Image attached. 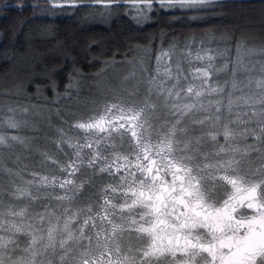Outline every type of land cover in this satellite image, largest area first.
<instances>
[{"label": "snow or ice", "instance_id": "obj_1", "mask_svg": "<svg viewBox=\"0 0 264 264\" xmlns=\"http://www.w3.org/2000/svg\"><path fill=\"white\" fill-rule=\"evenodd\" d=\"M25 7L22 2L4 4L7 11ZM30 7L33 16L85 8L101 19L119 15L123 8L137 25L148 24L153 15L171 17L173 24L186 20L188 30L195 26L205 34L199 40L194 34L184 37L183 48L191 55L198 46L195 58L208 67L195 69L200 83L189 84L185 92L179 63L173 74L163 62L180 49L181 41L168 40V52L158 51L153 74L155 38H150L148 46L130 48L135 55L129 76L136 86L98 89L86 114L80 115L70 107H53L61 98L55 68L46 86L54 93L52 100L35 78L16 79L0 88V264H264V60L258 62L260 78L248 76L247 93L237 79L238 73L255 69L244 58L264 57V45L249 47L243 36L208 31L211 14L224 7L221 0H33ZM233 43L231 89L225 92L209 78L212 70H228V62L223 69L213 62L216 56H227ZM114 64L113 58L106 67ZM72 73L65 96L84 78L79 68ZM168 80L175 82L169 85ZM32 87L34 92L29 91ZM238 89L242 94L237 105H248L249 111L244 119L237 114L238 126L233 127L230 117ZM225 99L228 116L222 111ZM157 108L173 119L153 123ZM53 112L66 116L77 130L70 137L63 128L56 129L57 148L62 151L67 143L72 155L61 160L41 152L43 171L33 169L25 178L23 169L7 162L12 156L19 161L20 150L32 147L33 138L24 134L37 127L31 117L51 124ZM248 137L255 143L241 146ZM252 152L259 154V166ZM48 161L55 167H46ZM105 172L114 182L97 184ZM85 182L97 191L82 204L79 194Z\"/></svg>", "mask_w": 264, "mask_h": 264}, {"label": "trees", "instance_id": "obj_2", "mask_svg": "<svg viewBox=\"0 0 264 264\" xmlns=\"http://www.w3.org/2000/svg\"><path fill=\"white\" fill-rule=\"evenodd\" d=\"M6 2L8 4L22 2L29 7H25L22 11H7L4 9ZM32 3L33 0H0V88L9 86L16 79L35 78L45 86V94L49 100H52L54 93L46 86L50 83L47 76L55 68L57 71L53 79L56 81L61 98L53 107H70L76 115L86 114L90 99L98 94L93 86L83 88L81 85L89 83L97 73L104 70L106 62H111L113 58L116 62L134 57L135 54L130 48H135L137 45L148 46L151 42L150 38H155V47L151 52L154 60L156 56L154 54L158 50L169 49L168 40L173 38L180 40L179 50H183L184 37L194 34L199 40L205 34L195 26L188 30L189 25L186 20L181 22L178 19L173 24L171 17L159 15H153L152 21L148 24L137 25L130 16L124 15L123 8L119 15L113 14L107 19H101L99 15L93 18L85 8L57 9L52 16H33L30 7ZM221 3L224 7L211 14L209 32L214 31L217 35L229 32L235 33L237 37L243 36L249 47L259 48L264 45V0H221ZM162 34L165 38L163 45H161ZM196 47L198 46H194L192 51ZM211 47L215 49L217 45L212 44ZM232 51H235L234 43L231 47ZM117 52L120 55L113 57V53ZM191 61V68L195 71L199 62L194 59ZM202 64L208 67L206 61ZM74 67L81 70L84 78L80 80L78 86H74L76 90H73L74 87L68 89L69 95L65 96L69 75H75L72 73ZM154 68L153 66V74H155ZM29 91L34 92L35 88L32 87ZM73 97L82 98L79 101L81 105L72 106L70 100ZM85 97L87 99H84ZM50 120L51 124L48 119L42 118L41 122L37 120L40 126L38 131H33L31 128L25 130L24 134L33 138L32 147L20 150L19 161L12 156L7 162L8 167L23 169L25 178H30L29 171L33 169L43 171L39 164L43 159L41 152L47 151L58 155L61 160H67L72 155L73 149L67 143L62 145V151L57 148L54 143L58 139L56 129L63 128L70 137L75 136L77 130L71 127L70 121L66 122L67 117L64 115L57 116L53 112ZM108 151L111 152V149ZM46 167L55 166L48 161ZM76 175L85 181L87 179L80 173ZM102 175L104 180H97V184L114 182L107 173ZM96 191L97 188L85 182L79 194L82 204L88 203L89 195ZM95 199L96 197H93V200ZM52 203L54 204L55 201ZM22 239L27 238L22 237Z\"/></svg>", "mask_w": 264, "mask_h": 264}, {"label": "rangeland", "instance_id": "obj_3", "mask_svg": "<svg viewBox=\"0 0 264 264\" xmlns=\"http://www.w3.org/2000/svg\"><path fill=\"white\" fill-rule=\"evenodd\" d=\"M169 49H163V51L168 52ZM159 51V50H158ZM195 52L196 49H194L191 52V55H189V52L187 49L183 50H177L174 52H170L167 57L163 58V62L171 65V69L173 74L177 72V63H179V73L181 76V84L184 85L185 87V92L187 89V86L189 84H199L200 83V74L197 73L196 71H193V68H191V60H197L195 58ZM158 53V52H157ZM154 54V55H157ZM134 55V54H133ZM132 55V56H133ZM236 57V51L230 52L227 56H216L214 60V65L216 69H223V66L226 62H228V70H220V71H215L212 70L210 72V78H209V83H211L213 86H219V87H224L225 92L231 89V68H232V61L235 60ZM134 57L128 58L126 60L122 61H116L115 64L111 67H105L104 70L100 72V77L97 79L95 76L93 80H90L89 83L82 84L81 87L87 88V87H94V91H98V89H108V88H115V89H121V88H127L129 90L133 89L136 86V80L132 77L129 76V73L132 72V64L131 62L133 61ZM246 61H251L252 63L255 64V69L251 73H238L237 79L239 81H243L242 83L239 84V89H243L245 93L249 91L248 87H246L248 83V76L250 75L253 80L259 79L260 78V64L258 63L261 60H264V57L260 56L259 54L251 56V57H245L244 58ZM199 64L195 68H203L207 69L206 66L202 63H204V60H198ZM151 66L153 65L155 67L156 60L151 57ZM152 66V68H153ZM155 69V68H154ZM225 81H228V84L225 85ZM174 80H168L166 81L167 84L174 83ZM236 90L233 96V113L230 117L232 120V126L237 127L236 123V116L239 114L241 119H244V113L249 111V106L245 105L243 103H239L237 105L236 98L241 96V91ZM73 90H76V87L73 88ZM213 99L216 98L215 94H213ZM82 99V98H81ZM81 99H77V97L71 98L70 102H72V106H79L81 105L79 101ZM84 99H87L86 97ZM77 102V103H76ZM222 111L225 116H228L227 112V99L224 101V107L222 108ZM153 116L150 118L153 123H162L164 119H173V117H170L167 115V112L163 109L157 108L153 110ZM206 115V114H205ZM163 118V120H161ZM31 119L34 121V123L37 125L36 128H31L33 131H38L40 126H38L37 120L41 122V117L40 116H32ZM239 127H243V124H240ZM27 130V129H26ZM219 140L220 144H224L225 141L223 139V136H219L217 138ZM241 146H243L244 143L247 144H252L255 143L252 137H248L247 141H241ZM119 152H123V149H118ZM251 157L254 160V163L256 166H259V161L256 160L255 158L259 155L256 152H252ZM112 163H113V173H115V155H112ZM123 163V161H120ZM122 171V170H121ZM106 173V172H105ZM117 176L119 174H116ZM104 180V179H103ZM61 191V190H60ZM88 191V190H87ZM85 201V200H84ZM81 202V201H80ZM82 203V202H81ZM83 243H87V241H84Z\"/></svg>", "mask_w": 264, "mask_h": 264}]
</instances>
